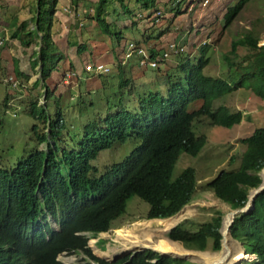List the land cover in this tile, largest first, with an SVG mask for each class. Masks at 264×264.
I'll return each mask as SVG.
<instances>
[{"label": "trees", "instance_id": "trees-1", "mask_svg": "<svg viewBox=\"0 0 264 264\" xmlns=\"http://www.w3.org/2000/svg\"><path fill=\"white\" fill-rule=\"evenodd\" d=\"M111 1L91 2L94 9L91 18L97 21L103 32L114 36L118 32L113 31L107 20ZM138 1L147 8H155L156 5V0ZM57 2L38 0L33 28L28 27V21L18 24L15 18L13 22L17 29L12 32V37L18 38L25 46H30L35 36L44 35L45 46L31 65L34 69L39 63L43 65L39 72L45 81L41 88L46 87V98L51 95L46 80L55 69L54 65L47 68L48 53L54 54L58 50L50 37ZM247 2L238 0L228 8L224 14L225 27L234 21ZM114 5L112 3L113 10ZM123 7L125 12H129L126 4L123 3ZM182 12L176 10L174 18ZM241 46L249 50L243 56L238 52ZM209 49L210 45L205 44L200 47L199 55H185L180 59L176 72L167 74L166 93L152 87L137 94L132 90L130 94L135 98L132 106L129 105L131 100L126 103L122 96L114 103L107 98L108 110L97 117L86 113L81 132L70 144L63 138L66 132L63 113L51 117L45 106L40 105L45 113L39 112L37 99L30 102L27 112L37 119L31 127L36 146L13 166H0V264H66L59 259L63 253L84 254L85 257L74 264H199L150 248L130 251L116 261L94 253L90 239L109 231L113 222L125 213L133 196L149 204L145 217L157 218L158 224L165 228L150 229L141 235L146 237L141 243L143 247L166 252L170 243L192 252L194 250L190 249H221L224 213L216 207L209 208L212 211L209 219L196 222L186 218L167 232L168 239L161 237L166 228L178 220L173 215L193 200L198 188L193 166L185 167L174 176L180 155L186 152L197 156L208 141L205 133L197 134L196 122L208 117L214 125L228 128L241 123L245 118L243 110H232L226 105L214 106L215 99L238 89H251L264 99V44H260L258 37L247 33L232 40L231 49L224 55L229 78L205 74L210 62ZM152 53L154 56L156 51ZM122 65H119L121 70L118 73L123 76L120 88L132 83L129 77L124 76ZM15 70L18 75H23L19 60H15ZM159 70L156 69L157 72ZM0 82L5 84L4 76ZM198 100L201 104L190 109V105ZM46 125L48 131L45 130ZM129 139L138 142L137 145L121 160L100 171L94 161L101 151ZM241 141L245 149L239 165L221 169L206 182V187L232 209L244 207L251 190L263 183L264 126H257ZM41 145H44L43 149ZM234 161L236 156L232 155L230 163ZM232 217V213L226 214L230 222ZM230 232L247 253L255 256L234 264H264V190L257 195L250 211L236 215ZM227 234L230 237L229 231ZM105 242V239H100L99 247ZM134 245L139 246L137 243ZM229 250L230 243L226 238L224 251L212 256H223ZM240 258H234L230 264ZM203 262L210 264L204 259Z\"/></svg>", "mask_w": 264, "mask_h": 264}, {"label": "rangeland", "instance_id": "rangeland-1", "mask_svg": "<svg viewBox=\"0 0 264 264\" xmlns=\"http://www.w3.org/2000/svg\"><path fill=\"white\" fill-rule=\"evenodd\" d=\"M96 1L98 0H58L56 12L51 20L50 37H52L51 30L53 26L58 27L56 33H61V36H63L65 25L69 23H72L78 32L73 35V32L69 30L68 37L61 39L64 42V49L58 47L57 52H55L56 55L51 51L48 53L47 68L65 57L63 52L66 50V39L71 40L68 50L70 53L77 52V54L84 56V52L87 50L86 41H89V39H86L85 27L87 24H80H82L81 22L85 23L86 19L87 23L90 21L93 13L91 2ZM119 1L112 0L110 2L107 20L112 25L113 31L123 30V36L120 37V39L124 38L122 43L126 40L129 42L131 40L145 41L146 44L144 45L149 47V51L154 52L155 50L157 52L161 49L170 50L167 48L169 44L177 41L184 49L183 52L172 54L169 59L161 64L158 72L156 69L140 66L137 57L130 58L125 66L120 61L117 64L116 62L109 63L108 66L111 68L109 74H88L84 72L85 65L82 69H76L73 66L76 76L73 77L75 72L66 70L71 73L69 77L72 78L71 81L66 76L67 72L63 71L61 74V67L55 64V69L47 79V87H49L51 95L46 98V87L41 88L42 80L37 72L38 68L34 69L31 65L34 57L45 46L44 35L35 36L30 46H25L19 39L12 37V32L17 29L16 25L13 24L15 18L18 19V24L28 21V27H34L33 17L36 13L38 0H0V28H2L3 34L8 31L11 37L7 41L3 52L0 49V81L2 76L5 77V84L0 82V166H13L36 146L31 127L37 122V119L28 114L26 110L32 100L37 99L36 102L39 104H37V108L41 113L44 112L41 106H45L47 114L51 117L56 116L57 113H63L66 123V132L63 138L67 140V144H70L77 139L78 133L81 132L86 113L91 117H95V115L97 117L108 110L107 98L114 103L118 102L120 96H122L126 103L130 99L129 105L132 106V101H135L133 95L130 94L132 90L137 94L136 92H143L152 87L166 93L168 87L167 74L176 72V66L183 56L199 55L201 46L210 45L208 52L210 62L204 70L205 74L229 78V67L224 60V55L231 49L232 40L250 33L259 38L260 44H264V0H248L234 21L226 27L224 26V14L238 0H156L155 8H147L143 2L138 0H121L128 6L129 12H124L121 7L122 2ZM112 3H115V10H113ZM179 9L183 11L182 14L174 18V12ZM137 13H143L144 17L147 15L145 18L147 20L143 25L140 24L142 19H140V15L136 16ZM124 14H127L128 17H124ZM130 21H137V23L131 27L133 22ZM126 23L128 24L126 25ZM146 25L147 34L144 33L142 27ZM120 33L112 36L113 46H111L109 38L107 37L104 40L97 27L94 26L89 44L92 53L100 52L101 55H107L108 51L113 52L109 50L108 46L113 47L117 52V36ZM38 39H41L42 46L39 45ZM149 40H154V42L148 44ZM73 46L75 47L72 49ZM248 51L247 47L241 46L238 52L239 55L243 56ZM111 55H114V53H111ZM15 60H19L20 71L23 72V75H18L16 72ZM119 64L122 65L124 76L132 80V83L124 88H120L119 85L123 77L118 74L121 70ZM56 76L57 78L54 79ZM9 77H12V80L6 81ZM38 79V87H35V82ZM4 99H8V102ZM5 103H8V105ZM200 104V100L195 101L190 105V109L198 107ZM82 105L83 107H81ZM217 105H226L232 110H243L245 118L232 128L214 125L208 117H202L200 121L196 122L197 134L205 133L208 136V141L197 156H192L186 152L180 155L174 169V176L178 175L185 167L193 166L196 169L198 188L193 200L177 215H174L178 218L174 224L185 218H192L196 222L205 221L212 215L210 207L219 208L223 211L224 216L232 211L229 204L214 196L212 190L206 187V182L212 180L223 168H236L239 165L242 151L245 149V145L241 141L242 138L251 135L257 126H264V99L253 93L251 89L241 88L224 94L214 100V106ZM45 130H49L47 125ZM137 143L132 139L121 143L122 145L117 143L112 149L101 151L94 164L97 165L100 171H103L112 163L122 159ZM41 148L43 149L44 145H41ZM232 155L236 156V161L230 163ZM148 207L149 204L144 200L138 196H133L128 202L125 213L113 222V227L109 231L102 232L97 237L90 239L89 244L94 253L108 260L116 261L118 257L124 256L130 251L142 250L144 245L141 243L145 242L146 237H141V235H144L150 229H165L164 226L158 224L157 219H147L145 217ZM174 224L167 227L161 237L168 239L167 232ZM54 225L57 227L55 223ZM87 234L91 235V233ZM100 239L106 240L102 246L104 249L96 245ZM173 242L185 247L179 241ZM135 243L141 245L135 246ZM229 243L230 252L232 251L231 255L235 256L243 250L237 240L231 238ZM126 250L128 251L123 253ZM190 250H194V253L198 256L192 255L190 259L199 264H204L203 254L206 253L205 257L209 258L211 254L223 252L224 247L219 251L210 249L204 251ZM82 257H85L82 253H63L59 256V259L66 264H74ZM240 257L242 258L239 261L242 259L251 260L255 256L241 252Z\"/></svg>", "mask_w": 264, "mask_h": 264}, {"label": "crops", "instance_id": "crops-1", "mask_svg": "<svg viewBox=\"0 0 264 264\" xmlns=\"http://www.w3.org/2000/svg\"><path fill=\"white\" fill-rule=\"evenodd\" d=\"M122 2V1H121ZM121 7L124 9V12L126 11L125 10V7H123V2L121 3ZM91 9L92 10H94L93 9V7L91 6ZM137 15H140V19H142L141 21H140V24L141 25H143L144 24V22H146L145 20H147V19H145L146 18V16L144 17L143 16V13H140V14H136V16ZM124 17H128L127 16V14H124ZM111 20V19H110ZM133 20H134V18H133ZM132 24H131V27H133V26H135L136 25V23H137V21H130ZM82 24H80V25H84V24H87V26L85 27V31H86V39H89V41L87 40L86 41V47H87V50H86V52H84V56H81V55H79V54H77V52H69L68 50H69V48H70V45H69V42L71 41H68L69 39H66L65 40V43H66V47H65V53L63 52V54L65 55V57H63L60 61H58L57 63H55V64H57V66H59V67H61L60 69V72H61V74H62V72L63 71H66V70H70L71 72H75V74L73 75V77L74 76H76V71H74V67L76 68V69H82V67H83V65H85L86 66V63L88 62V64L89 63H104V64H106L107 66L109 65V63H114V62H116V64H117V62L119 63V61H120V63H122V64H124V66H125V63L127 64V62H128V60L125 62V63H123V61L121 60V59H124V58H122L124 55H125V52H126V48H127V43H129V41H124L123 43H122V41L124 40V38L123 39H118V49H117V52L115 51V49L112 47L111 48V46H113V43L111 42L112 41V36H110L109 34H107V33H105V32H103L102 31V29H101V27L98 25V23H97V21L95 20V19H93V18H90V21L87 23V19H86V22L85 23H83V22H81ZM128 23H126V25H127ZM89 26V27H88ZM94 26H96L97 27V29L99 30V33H100V35L102 36V38H104V40H105V38H109V44L111 45L110 47L108 46V48H109V50H111V51H113V52H111V53H114V55H111V53H110V51H108V53H107V55H101V53L100 52H98V53H96V54H94V53H92V49H91V46L89 45L90 44V41H91V38H92V36H91V33H92V28L94 27ZM120 26V25H119ZM143 27V30H144V33L145 34H147V31H146V27H147V25L146 26H142ZM72 28V29H71ZM57 30H58V27H52V30H51V35H52V37H51V39L54 41V43L56 44V46L57 47H60L61 49H64L63 48V46H64V42L61 40V39H64V37H68V33H70V31L69 30H71V32H73V35H75L77 32H78V30L77 29H75V26L74 25H72V23H69V24H67V25H65V29L63 30V36H61V33H56L57 32ZM116 32H121L120 34H121V36L120 37H122L123 35H122V33H123V30H121V31H118V30H116ZM106 34V35H104V34ZM143 33V34H144ZM67 35V36H66ZM9 38H11L10 36H9V33H8V31L7 32H5V34H3V32H2V28H0V39H3L4 40V44L2 45V46H0V49H2L1 50V52H3V50L5 49V45L7 44V41H9L10 39ZM101 38V39H102ZM14 39H18V38H14ZM39 40V45H41L42 46V44L40 43V40L41 39H38ZM155 40V39H154ZM154 40H149V42H148V44H151V42H154ZM133 41H135V40H133ZM140 40H138V41H136V42H138V43H142V44H146V42L144 41V42H139ZM87 42H89V43H87ZM82 43H84V42H82ZM107 43V42H106ZM85 44V43H84ZM87 44H88V46H87ZM108 44V43H107ZM75 46H73L72 47V49L74 48ZM95 49V48H94ZM121 49V50H120ZM75 51H77V50H75ZM80 53H81V50L79 51ZM78 52V53H79ZM115 53H117V54H115ZM122 53H123V55H122ZM55 54V53H54ZM119 54H121V55H119ZM40 56V53L38 54V55H36V57H34V59L33 60H35V59H37L38 57ZM62 56V55H61ZM103 58H105V59H103ZM32 60V61H33ZM132 63V62H131ZM54 64V66L56 67V65ZM120 65V64H119ZM42 63H39V65L36 67V68H38V73L40 74V72H39V70L42 68ZM74 66V67H73ZM109 67V66H108ZM109 71L108 72H104V73H102V74H109L110 72H111V68L109 67ZM78 71V70H77ZM67 72V71H66ZM84 72H86V73H88V74H93V75H100L101 73H94V72H90V71H87L86 70V68H85V70H84ZM61 74H60V76H61ZM64 76V75H63ZM40 78H41V76H40ZM57 78V76L54 78V79H56ZM71 79L72 78H68V80L69 81H71ZM42 80V85H41V87H43L44 86V83H45V81L43 80V79H41ZM37 81H39V79L37 80ZM36 81V82H37ZM47 81V80H46ZM64 81H65V79H64ZM38 87V86H37ZM5 100V99H4ZM5 104H7L8 105V103H5ZM11 107H12V105H11ZM10 108V107H9ZM28 109V106L26 107V110Z\"/></svg>", "mask_w": 264, "mask_h": 264}, {"label": "built area", "instance_id": "built-area-1", "mask_svg": "<svg viewBox=\"0 0 264 264\" xmlns=\"http://www.w3.org/2000/svg\"><path fill=\"white\" fill-rule=\"evenodd\" d=\"M3 43L4 40L0 39V46H2ZM167 48L170 50L161 49L153 56L152 50L149 51V47L147 45L131 40L127 43L123 62H126L130 58L137 57L139 59L140 66L144 68L158 69L172 54L182 53L184 50L177 41L171 42ZM85 68L87 71L98 74H102L110 70L104 63H89L85 66ZM70 75V72L66 73L68 78Z\"/></svg>", "mask_w": 264, "mask_h": 264}, {"label": "water", "instance_id": "water-1", "mask_svg": "<svg viewBox=\"0 0 264 264\" xmlns=\"http://www.w3.org/2000/svg\"><path fill=\"white\" fill-rule=\"evenodd\" d=\"M262 176H263V183L259 187L252 189V191L250 192L249 200H248L247 204L244 207H242V208L232 209V211L230 212V213H232V216H233L231 222L228 225V231H229L230 239L232 238L230 229H231V226L233 224V221H234L236 215L239 214V213H241V212L250 211L254 207L255 198L257 197V195L261 191L264 190V170H263V175ZM224 220L225 219H223L222 229H223V225H224ZM222 234H223V239H222V248H223L224 247V233H223V231H222ZM142 248L143 249L144 248H151V249H154V250H156V251H158L160 253L169 254V255H172V256L182 257V258H186V259H190V257L192 256V254H190V253L177 254V253H174V252H163V251L157 250V249H155L153 247H150V246L149 247L148 246L147 247H142ZM127 251L128 250L124 251L123 253H125ZM120 255H118V256H120ZM233 258H234V256L228 253L226 255L225 261L221 262L220 264H229Z\"/></svg>", "mask_w": 264, "mask_h": 264}, {"label": "bare ground", "instance_id": "bare-ground-1", "mask_svg": "<svg viewBox=\"0 0 264 264\" xmlns=\"http://www.w3.org/2000/svg\"><path fill=\"white\" fill-rule=\"evenodd\" d=\"M10 80H12V77H9L6 81H10ZM168 218H171V217H168ZM164 219H166V218H164ZM229 223H230V220H229V218H226V216H225V220H224V225H223V228H224V231H223V229H222V231H223V233H224V245H225V240H226V238H227V240H228V242H229V239H230V237L228 236V225H229ZM168 245H170L168 248L169 249H167L166 250V252H174V253H177V254H186V253H190V254H194V255H196L194 252H192V251H185V250H181V249H179V248H177V247H175V246H173V245H171L170 243L168 244ZM235 250V249H234ZM230 251V250H229ZM229 251H227L226 253H224V257L223 256H220V257H214V256H212V254L210 255V257L209 258H207V257H205V254H203L204 256H203V259L206 261V263H210V264H220L221 262H222V260L223 259H226V255L229 253ZM207 252V251H206ZM232 252V251H231ZM230 252V253H231ZM238 253V252H237ZM238 256H241V251H239V253L238 254H236L235 256H234V258H238ZM247 256V255H246ZM249 256V255H248ZM242 258V257H241Z\"/></svg>", "mask_w": 264, "mask_h": 264}, {"label": "clouds", "instance_id": "clouds-1", "mask_svg": "<svg viewBox=\"0 0 264 264\" xmlns=\"http://www.w3.org/2000/svg\"><path fill=\"white\" fill-rule=\"evenodd\" d=\"M2 40H3V39H2ZM3 44H4V43H3ZM123 63H125V62H123ZM120 160H121V159H120ZM96 166H97V165H96ZM262 177H263V176H262ZM251 191H252V190H251ZM212 192H213V191H212ZM214 196H215V195H214ZM193 198H194V197H193ZM247 202H248V201H247ZM188 204H189V203H188ZM186 205H187V204H186ZM186 205H185V206H186ZM185 206H184V207H185ZM184 207H183V208H184ZM183 208H182V209H183ZM182 209H181V210H182ZM181 210H180V211H181ZM180 211H179V212H180ZM179 212H178V213H179ZM175 215H177V214H175ZM173 216H174V215H173ZM173 216H171V217H173ZM156 219H157V218H156ZM162 219H163V218H162ZM185 219H186V218H185ZM223 219H225V216H223ZM183 220H184V219H183ZM183 220H182V221H183ZM51 222L53 223V225H54V223L56 224V222L53 221L52 219H51ZM180 222H181V221H180ZM222 223H223V221H222ZM176 224H178V223H176ZM176 224H174V226H175ZM56 225H57V224H56ZM54 226H55V225H54ZM55 227H56V226H55ZM172 227H173V226H172ZM170 229H171V228H170ZM170 229H169V230H170ZM221 232H222V227H221ZM222 235H223V234H222ZM169 239H170V238H169ZM232 239H234V238L232 237ZM171 240H172V239H171ZM234 240H235V239H234ZM99 241H100V240H99ZM99 241H98V242H99ZM173 241H174V240H173ZM98 242L96 243V245L99 247ZM238 242H239V241H238ZM239 243H240V242H239ZM240 245H241V243H240ZM90 246H91V245H90ZM148 247H149V246H148ZM241 247H242V245H241ZM99 248H100V247H99ZM101 248H102V247H101ZM221 248H222V247H221ZM142 249H143V248H142ZM144 249H145V248H144ZM150 249H151V248H150ZM242 249H243V248H242ZM153 250H154V249H153ZM155 251H156V250H155ZM242 251L245 252L246 254H250V253H247L244 249H243ZM245 253H244V254H245ZM229 254H230V251H229ZM253 256H254V255H253ZM233 259H234V258H233ZM233 259H232L231 261H233ZM240 259H241V258H240ZM240 259H238L237 261H234V262L231 263V264H234L235 262H239ZM229 264H230V263H229Z\"/></svg>", "mask_w": 264, "mask_h": 264}]
</instances>
